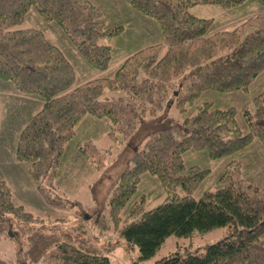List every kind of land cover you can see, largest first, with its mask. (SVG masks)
Instances as JSON below:
<instances>
[{"label":"trees","instance_id":"obj_1","mask_svg":"<svg viewBox=\"0 0 264 264\" xmlns=\"http://www.w3.org/2000/svg\"><path fill=\"white\" fill-rule=\"evenodd\" d=\"M97 1L99 5L92 0H0V81L42 101L14 147L16 161L29 165L41 201L61 211L74 206L58 195L55 183L66 144L85 117L105 120L107 137H120L130 148L106 205L86 209L88 221L77 211L78 223L71 228L67 220L44 219L17 205L0 180V240L22 239L17 264H110L113 245L99 248L79 232L84 224L101 234L112 229L126 251L138 250L140 260L153 257L170 236L188 238L225 228L226 236L202 252L174 254L162 264H264V178L259 183L245 179L241 162L255 140L264 146V92L253 96L252 111L241 109L245 133L238 109L199 103L209 93H248L264 76V0H117L150 21L156 38L127 46L113 76L75 87V69L63 51L41 31L15 27L32 9L62 31L88 68L106 71L113 51L100 41L120 40L125 28L119 20L107 22L110 0ZM249 3L263 12L230 30H219L215 20L189 11L196 5L225 10ZM191 109L194 114L185 116ZM95 150L90 146L81 153L99 169ZM186 153L225 161L214 190L197 199L195 191L212 171L186 166ZM145 175L156 179L165 194L148 210L144 198L133 200ZM0 264L7 262L0 259Z\"/></svg>","mask_w":264,"mask_h":264},{"label":"rangeland","instance_id":"obj_2","mask_svg":"<svg viewBox=\"0 0 264 264\" xmlns=\"http://www.w3.org/2000/svg\"><path fill=\"white\" fill-rule=\"evenodd\" d=\"M92 1L99 5L97 0ZM100 1L105 4L108 2V0ZM110 1V7L106 8V20L107 22L111 20L121 21L125 28V35L120 40L111 38L100 41L101 44L109 45L113 51V62L106 71L88 68L62 31L55 24L44 22L32 9L27 13L25 21L15 28L39 30L50 42L58 46L74 66L75 87L95 79L109 78L113 76L121 60L126 56L127 46L134 48V44L140 41L147 39L154 41L157 34L150 21L132 13L120 1ZM189 11L191 15L197 18L215 20L219 30H230L242 24L247 18L263 12L254 3L225 10L216 5H196ZM244 28L247 26L240 29L243 30ZM261 92H264V76L257 80L248 93H209L199 103L210 101L219 108L234 107L238 109L237 121L242 132L245 133L246 126L243 122L241 109L246 107L252 111V98ZM41 103L42 101L40 102L35 98L13 92L10 84L0 81V180L5 181L9 186L13 201L17 205L23 206L29 213L44 219L67 220L70 222L68 226L71 228L78 223L77 211H81L85 220L88 221L89 212L87 213L86 209H101L106 205L105 200L110 193L112 180L123 170L130 148H127L125 141L120 137L114 141L107 137L108 129L105 120L85 117L76 129L74 140L66 144V158L60 178L55 183L58 195L70 201L74 206L63 211L48 207L41 201L33 188L28 174L29 165L16 161L13 151L20 131L38 111ZM193 114L194 110L191 109L185 116H192ZM90 146L97 148L93 153V160H96V164L100 165L99 169L89 164L81 153V149L90 150ZM183 160L186 166H208L212 171L206 182L195 191L194 198H199L206 191H213L214 181L221 174L225 161H206V159L193 153L184 154ZM241 162L242 174L245 179H252L259 183L264 178V146L257 140L242 157ZM177 193L183 196L182 191L179 190ZM141 198H144L145 209L148 210L159 205L164 200L165 194L156 179L145 175L133 200L140 201ZM133 200L131 199V201ZM127 209L128 206H125L120 213L121 218L125 217ZM104 212L107 214L106 207ZM82 231L99 248L113 245V251L108 254L110 264H162L165 259L174 254H180L183 257L186 256L187 251L191 253L196 250L202 252L206 245L217 242L227 234L225 228H220L207 233H195L188 238L170 236L153 257L148 260H140L138 250L126 251L122 240L112 229L101 234L87 223L79 229V232ZM22 243L21 238L15 240L1 239L0 259L7 264H17Z\"/></svg>","mask_w":264,"mask_h":264},{"label":"crops","instance_id":"obj_3","mask_svg":"<svg viewBox=\"0 0 264 264\" xmlns=\"http://www.w3.org/2000/svg\"><path fill=\"white\" fill-rule=\"evenodd\" d=\"M16 140H17V139H16ZM15 144H16V141H15ZM15 144H14V145H15ZM14 147H15V146H14ZM13 151H14V149H13ZM14 158H15V156H14ZM28 168H29V167H28ZM28 174H29V173H28Z\"/></svg>","mask_w":264,"mask_h":264}]
</instances>
